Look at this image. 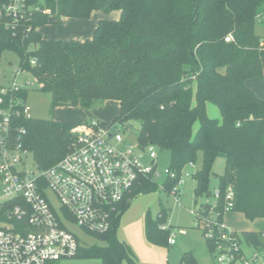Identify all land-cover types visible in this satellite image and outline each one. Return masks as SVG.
I'll use <instances>...</instances> for the list:
<instances>
[{"label":"trees","instance_id":"obj_1","mask_svg":"<svg viewBox=\"0 0 264 264\" xmlns=\"http://www.w3.org/2000/svg\"><path fill=\"white\" fill-rule=\"evenodd\" d=\"M51 15L35 13L15 29L0 25V58L17 54L20 67L51 96V107L92 109L101 101H117L120 116L113 123L124 129L140 124L138 143L154 145L171 155L167 190L171 191L189 165L201 168L192 175L195 194L210 195L218 180L216 205H201L199 214L217 213L222 223L229 187L235 194L233 210L246 219L264 218V99L247 87L252 78H264V36L256 33L264 16V0H27ZM121 11L119 20H100L85 41H51L38 29L55 18L89 20L95 11ZM52 16V17H51ZM11 22L6 18L4 22ZM31 27V30L29 28ZM232 37L231 41L227 38ZM35 60V64L32 63ZM194 87L196 104L194 105ZM29 91L19 96L27 100ZM218 107L220 119L207 115V105ZM199 122V129L194 126ZM26 131L24 146L35 164L46 170L69 152L75 139L74 123L19 118ZM225 160V173L217 176L214 164ZM156 190L155 180L143 179L113 219L109 232L93 235L99 241L80 246L76 257L100 258L103 264H137L130 246L117 232L125 203ZM162 209L157 220L146 217V238L169 245L171 227ZM247 244L264 249L263 235L246 232ZM242 241V240H241ZM212 251L213 245L207 240ZM186 264H198L187 254Z\"/></svg>","mask_w":264,"mask_h":264},{"label":"built area","instance_id":"obj_2","mask_svg":"<svg viewBox=\"0 0 264 264\" xmlns=\"http://www.w3.org/2000/svg\"><path fill=\"white\" fill-rule=\"evenodd\" d=\"M35 13L51 15L41 6H30L27 0H0V25L5 28L14 30L16 25L28 23ZM6 18L12 23L4 22ZM23 72L21 67L15 70V79ZM27 84L0 86V264H55L76 257L81 246L65 221L74 222L90 235L109 232L120 204L143 179L158 176V149L129 143L119 123L103 126L90 121L78 126L69 152L57 164L46 170L37 165L35 170L27 169L31 151L24 146L25 129L17 126L19 118L31 119L27 100L19 96L28 91ZM147 156L149 162H145ZM187 167L196 168L193 164ZM169 174L176 178L174 172ZM181 183L180 178L177 184ZM47 191L57 196L62 216L51 205ZM174 195L179 196L177 185ZM214 195L219 198L218 188ZM226 201L225 210H233L232 187ZM192 214L196 226L203 227L206 239L212 242L216 264H264V249L248 244L252 256L247 258L241 239L219 222L217 213L215 219L214 212L208 217ZM160 229L169 227L161 225ZM176 238V233L170 235V246L176 244Z\"/></svg>","mask_w":264,"mask_h":264},{"label":"rangeland","instance_id":"obj_3","mask_svg":"<svg viewBox=\"0 0 264 264\" xmlns=\"http://www.w3.org/2000/svg\"><path fill=\"white\" fill-rule=\"evenodd\" d=\"M100 19L119 20L121 11L115 10L110 13L95 11L92 19L88 24L97 28ZM77 19L65 18L57 21L51 19V23L44 25L38 29L43 38L51 41H66L67 36L74 29L73 23ZM90 28V27H89ZM95 32V30H94ZM256 33L264 36V16L258 19ZM94 34V33H93ZM91 36L86 34L79 36L80 41H85ZM70 39H74L73 37ZM70 41V40H69ZM20 69V58L17 54L6 51L0 58V86L10 87L14 82L20 87L27 86L28 97L27 106L30 108L29 115L34 120H50L60 123H74L80 127L81 125L96 121L103 126H109L116 120L121 113L120 103L117 101H101L92 109H84L80 107L60 106L55 110L51 107V96L48 93L40 91V87L35 78L27 71H24L16 79L15 70ZM196 104V87H194V105ZM207 115L211 119H220L221 114L217 106L209 103L207 105ZM132 127L122 128V132H126L125 139L131 144L138 143L140 124L131 122ZM119 128V126H117ZM199 129V122L194 126V131ZM145 162H149V156L145 158ZM171 163V155L168 151H157V173L155 178L156 190L148 193H141L133 198H129L125 203V210L120 220L117 232L118 238L127 243L133 254L137 258V264H186L183 260L187 254L193 255L198 264H216L212 251L207 246V239L203 233V227H197L195 215L199 213L201 205L210 203L216 205L215 190L218 187V180L214 178L209 186L208 194H201L197 197L195 194L196 182L192 174L201 168V162L196 166L195 170L186 167L181 174V184H177L179 196L174 195L175 187L169 191L167 185L169 183V166ZM27 169L35 170L36 164L33 153L27 157L25 164ZM214 173L219 177L225 173V160L220 157L216 160L213 168ZM189 174V176H187ZM47 197L56 212L61 214V204L57 196L52 191H47ZM167 212V221L164 225L171 227V234H177L176 244L168 245L166 242L152 244L146 238V217L150 213L154 220H157L161 210ZM216 213L214 212L213 219ZM223 225L229 231L238 235L241 241L244 254L247 258L252 256V247L249 246L243 237L246 232H254L264 235V218L250 221L246 219L244 214L236 210L225 211L223 215ZM67 228L77 237L81 248L89 249L97 245L99 241L95 236L88 234L74 222L65 221ZM184 230V233H180ZM55 264H103L100 258H83L74 257L62 259ZM122 264H129L125 260Z\"/></svg>","mask_w":264,"mask_h":264},{"label":"crops","instance_id":"obj_4","mask_svg":"<svg viewBox=\"0 0 264 264\" xmlns=\"http://www.w3.org/2000/svg\"><path fill=\"white\" fill-rule=\"evenodd\" d=\"M94 14V13H93ZM92 14V17H93ZM92 17L89 20H81L77 19L76 22L73 23L74 29L72 30V33L67 36L66 41H80L79 36H83L82 34H86V37H90L91 34L94 33V26L91 24H88L89 21L92 19ZM97 20H105V19H100L101 17L97 16ZM65 19V18H64ZM108 20V19H106ZM90 27V28H89ZM74 39H70V38ZM247 87L252 90L258 97L264 99V78H252L247 81Z\"/></svg>","mask_w":264,"mask_h":264}]
</instances>
